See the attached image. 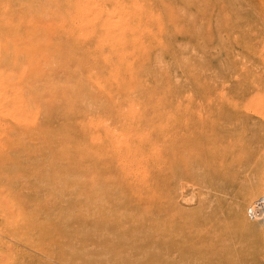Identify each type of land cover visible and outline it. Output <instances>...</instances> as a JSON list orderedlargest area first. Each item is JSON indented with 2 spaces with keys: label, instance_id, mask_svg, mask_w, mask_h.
Here are the masks:
<instances>
[{
  "label": "rangeland",
  "instance_id": "obj_1",
  "mask_svg": "<svg viewBox=\"0 0 264 264\" xmlns=\"http://www.w3.org/2000/svg\"><path fill=\"white\" fill-rule=\"evenodd\" d=\"M172 196L264 264V0H0V264H173Z\"/></svg>",
  "mask_w": 264,
  "mask_h": 264
},
{
  "label": "bare ground",
  "instance_id": "obj_2",
  "mask_svg": "<svg viewBox=\"0 0 264 264\" xmlns=\"http://www.w3.org/2000/svg\"><path fill=\"white\" fill-rule=\"evenodd\" d=\"M218 156V155H216ZM213 157V155H212ZM182 157H179V159L172 160L173 166L176 167V172L172 173L170 176L171 182H178L181 179V169L179 166H191L192 164L199 163V161H195V159H192L193 161L189 160L188 162L186 160H181ZM221 159V158H220ZM181 162V163H179ZM180 169V170H179ZM227 169V167H226ZM225 169V170H226ZM229 170V169H228ZM227 170V171H228ZM207 171L212 174L215 172V176H223L222 169H217L214 166H207ZM194 176L190 175L188 178H193ZM199 181V180H198ZM193 183V182H192ZM181 187L182 193L188 188L187 186ZM173 196L170 197V199L167 198L166 204L162 206V216L160 218V225H158L159 231L158 233H161L164 238L161 246L165 249H172L177 256V260L173 262V264H197L194 262V259L198 258L201 263L199 264H229L228 261L223 260L219 258V255H215L210 248L215 245V242L218 240H215V236L212 235H199V231H207V224L208 220L201 218L200 220H193L188 223H186V227L183 229H180L177 227V224H179V220H184L180 218V215L178 216L176 214V206L174 207V201L172 200ZM178 203H176L177 205ZM184 210V209H182ZM178 213V212H177ZM180 213H182L180 211ZM178 213V214H180ZM184 213V212H183ZM184 215V214H183ZM214 214H212L213 216ZM202 217V215H201ZM205 217V216H204ZM208 217V215H207ZM211 215L209 216V218ZM187 218V217H186ZM189 218V217H188ZM212 218V217H211ZM192 219V218H190ZM188 219H186L187 221ZM213 220V218H212ZM185 221V222H186ZM215 223V222H214ZM218 225V224H217ZM218 227V226H217ZM207 228V229H206ZM210 228V227H209ZM158 229V228H157ZM212 228H210V232ZM219 229V227L217 228ZM216 230V229H215ZM221 230V229H220ZM199 232V233H198ZM208 231V233H210ZM197 233V234H196ZM207 233V232H205ZM218 231H215V235H217ZM223 245V244H222Z\"/></svg>",
  "mask_w": 264,
  "mask_h": 264
},
{
  "label": "built area",
  "instance_id": "obj_3",
  "mask_svg": "<svg viewBox=\"0 0 264 264\" xmlns=\"http://www.w3.org/2000/svg\"><path fill=\"white\" fill-rule=\"evenodd\" d=\"M247 214L251 218L264 219V199H256L252 202L247 210Z\"/></svg>",
  "mask_w": 264,
  "mask_h": 264
}]
</instances>
